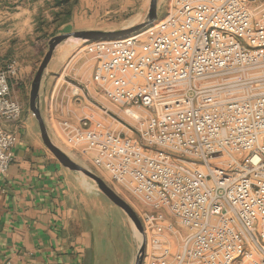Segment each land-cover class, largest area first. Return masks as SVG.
I'll return each instance as SVG.
<instances>
[{
	"label": "built area",
	"instance_id": "obj_1",
	"mask_svg": "<svg viewBox=\"0 0 264 264\" xmlns=\"http://www.w3.org/2000/svg\"><path fill=\"white\" fill-rule=\"evenodd\" d=\"M79 53L106 100L145 111L136 139L89 116L62 124L86 163L149 208L136 213L143 264H264V91L225 90L264 67V0H171L159 23ZM16 71L0 68V180L23 128Z\"/></svg>",
	"mask_w": 264,
	"mask_h": 264
},
{
	"label": "rangeland",
	"instance_id": "obj_2",
	"mask_svg": "<svg viewBox=\"0 0 264 264\" xmlns=\"http://www.w3.org/2000/svg\"><path fill=\"white\" fill-rule=\"evenodd\" d=\"M170 3L171 0H158L156 23L168 15ZM150 5L151 0H5L0 22V62L7 64L16 62L17 71L10 84L14 97L23 106L24 124L30 128L34 127L36 134L40 132L39 124L30 110V94L33 80L49 50L51 39L81 30L118 31L138 26L148 20ZM85 45L74 40L64 42L56 51V54L60 55V61L55 63L59 77L49 75L46 71L44 81L53 82V87L60 80L57 89V93L60 94L50 96L49 100L48 109L49 112H53V116L49 114L47 120L49 129L56 137L59 136L57 139L59 148H63L75 162L85 165V168L105 180L137 214H143L145 210H149L146 205L129 192L113 185L100 170L84 161L76 146L66 141L62 124L68 121L78 125L79 120L86 116L92 118L93 125L101 122L104 127L116 133L136 139L133 127L137 117L145 114L144 110L136 108H119L104 98L90 81L92 65L90 55L79 53ZM261 65L264 66V63ZM263 69L233 74L225 83L226 92L229 91L232 97H239L264 91ZM68 86V92H65ZM75 91L79 92L80 97H72ZM53 93L51 92V95ZM70 98L72 102L68 103ZM80 176L86 184V190L100 195L99 200L93 195L87 200L84 199V208L87 211L83 212L91 229L95 231L98 248L96 256L99 254L100 264H136L143 240L146 249L149 245L145 235L135 228L122 211L120 214L118 213L120 211H113L116 207H111L112 202L91 180L81 174ZM172 224L175 226L176 223ZM166 235L176 248V238Z\"/></svg>",
	"mask_w": 264,
	"mask_h": 264
},
{
	"label": "crops",
	"instance_id": "obj_3",
	"mask_svg": "<svg viewBox=\"0 0 264 264\" xmlns=\"http://www.w3.org/2000/svg\"><path fill=\"white\" fill-rule=\"evenodd\" d=\"M59 56L55 52L47 70L56 78ZM6 64L0 62V68ZM44 80L42 114L58 146L47 120L49 114L53 116L48 109L50 96L60 94V80L54 87L53 82ZM13 154L7 175L0 180V264H100L95 231L83 213L84 199L93 195L99 200L100 195L86 190L80 174L63 167L44 145L41 133L36 134L34 127L24 122ZM111 207L116 206L112 203ZM113 211L121 213L117 207Z\"/></svg>",
	"mask_w": 264,
	"mask_h": 264
},
{
	"label": "water",
	"instance_id": "obj_4",
	"mask_svg": "<svg viewBox=\"0 0 264 264\" xmlns=\"http://www.w3.org/2000/svg\"><path fill=\"white\" fill-rule=\"evenodd\" d=\"M157 2L158 0H151L150 5V16L148 20L138 26L131 28H126L118 31H109V30H81L75 31L68 34H63L54 37L49 42V50L46 53L37 73L32 83L31 94H30V110L35 116L41 133V138L44 145L53 156L58 160V162L68 170L77 172L84 177L91 180L97 189L117 208H119L124 215L132 222L135 228L143 235L142 223L137 216L135 210L123 200L99 175L93 173L92 171L84 168L77 162H75L70 156H68L62 149H60L52 140V137L49 133L47 124L43 117V110L45 105L40 102V90L42 81L44 79L45 73L48 70L49 64L55 54V52L62 46V44L68 40H74L78 43H93L100 41H109L120 39L128 35L138 33L143 30L145 27L155 23L157 19ZM145 241L143 240L141 247L139 249L136 264H143L144 253H145Z\"/></svg>",
	"mask_w": 264,
	"mask_h": 264
},
{
	"label": "bare ground",
	"instance_id": "obj_5",
	"mask_svg": "<svg viewBox=\"0 0 264 264\" xmlns=\"http://www.w3.org/2000/svg\"><path fill=\"white\" fill-rule=\"evenodd\" d=\"M162 20H163V19H162ZM170 20H171V19H168L167 21H170ZM160 21H161V20H160ZM157 23H159V21H157ZM157 23H156V24H157Z\"/></svg>",
	"mask_w": 264,
	"mask_h": 264
}]
</instances>
